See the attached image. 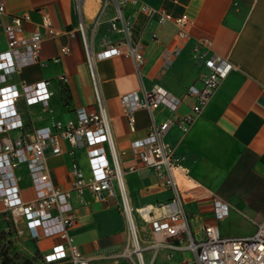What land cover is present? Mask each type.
<instances>
[{"label": "crops", "instance_id": "obj_1", "mask_svg": "<svg viewBox=\"0 0 264 264\" xmlns=\"http://www.w3.org/2000/svg\"><path fill=\"white\" fill-rule=\"evenodd\" d=\"M157 9H165L174 17L187 15L189 38L179 43L176 27L171 23L160 25L156 17H147L135 6H126L124 16L131 22L130 39L139 46L143 63L137 70L132 58L114 56L96 60L93 74L103 106L109 119L111 135L119 165L124 170V185L132 208L152 206L154 216L161 215L159 206L173 195L158 177L132 153L130 143L146 137L152 120L161 124L173 122L163 141L183 156L182 167L188 173V184L193 188L182 192L188 216L189 230L201 236L203 226L212 225L224 237L250 236L264 217V0H141ZM5 6L4 21L11 16L28 15L25 33L40 29L41 16H50L56 37L45 38L41 44L40 61L43 65L24 68L10 78L13 83L21 80L37 82L46 80L52 96L48 108L40 104L27 106L19 100L18 108L24 123L21 130L8 133L13 140L28 134L32 138L35 128L52 126L54 121L74 117V109L84 107L96 110L95 91L82 37L77 25H84L85 37L93 53L107 45L118 43L122 35L110 28L114 11L109 6L98 22L103 0H0ZM73 31L74 37L68 32ZM154 34V38L152 37ZM211 42L209 52L226 58L233 69L213 93L196 117L190 130L183 134L174 122L190 112L193 99L187 95L188 86H201L206 69L202 59L194 58L198 40ZM63 45L70 47L62 55ZM177 46L178 52H174ZM0 33V50L5 49ZM124 49V46L122 47ZM59 58L56 62L55 59ZM68 78L66 88L59 76ZM160 87L181 103L175 112L159 107L151 113L140 109L134 114V131L128 125L120 98L128 93ZM62 152L46 151V165L55 186L70 192V205L74 225L70 229L74 243L89 264H135L123 254L132 245L128 223L116 185L113 195L103 192L95 196L85 189L82 194L71 190L72 166L77 165L85 178L90 176V166L84 149H74L61 140ZM133 168V170H130ZM21 196L25 201L34 199L31 179L25 164L14 169ZM185 194V195H184ZM219 200L228 206V213L221 219L215 217L213 202ZM0 231L10 220L0 202ZM143 262L147 264H179L192 254L183 250L149 248L152 231L148 223L135 217ZM20 234L14 245L25 251L34 264H70L68 261L43 262V256L61 242L58 237H30L23 219L17 220ZM199 236V237H200ZM182 239L172 243L182 246ZM172 253L171 259L167 258ZM133 254L131 255V257ZM130 257V258H131ZM132 262V263H131ZM145 263V264H146ZM193 264V263H189Z\"/></svg>", "mask_w": 264, "mask_h": 264}, {"label": "built area", "instance_id": "obj_2", "mask_svg": "<svg viewBox=\"0 0 264 264\" xmlns=\"http://www.w3.org/2000/svg\"><path fill=\"white\" fill-rule=\"evenodd\" d=\"M109 6L114 11L110 28L122 35L118 43L107 45L101 51L93 53L87 43L83 23L79 22L76 29L82 37L86 61L93 80L96 110L88 112L84 107L75 108L73 118L64 122L54 121L52 126L35 128L32 138L26 134L11 140L8 133L24 127L18 108L19 100H23L27 106L40 104L43 108H48L52 92L46 80L32 83L21 80L19 83H13L10 78L24 68L43 65L40 61L41 44L45 38L56 37L58 33L46 13L41 16L40 29L25 33L24 23L29 20V16L14 15L8 21H4L5 6L0 2V33L6 45L5 49L0 50V202L3 211L11 220L10 226L16 235H19L17 220L21 218L32 239L54 237L61 239L60 243L54 245L51 251L43 256L45 263L68 261L70 264H89L70 235V229L74 225L69 202L70 192H64L53 184L46 165V151L51 149L52 154H60L62 152L60 141L63 140L74 149H84L90 166L88 178L84 177L77 165L72 166V191L80 195L88 189L95 196L103 198V192L112 196L113 185H116L133 245L131 250H125L124 257L130 258L135 254L138 263L143 264L142 249L134 245L137 232L134 229L135 217L138 216L151 227L150 249L154 251L158 248L179 249L192 254L191 260L184 258L179 264H264V217L250 236L224 237L212 225L203 226L200 237L190 232L182 191L176 180V175L180 172L188 179V173L182 167L184 157L177 154L172 145L163 141L168 128L173 124L170 120L161 124H156L152 120L148 135L132 141L130 149L164 186L172 190L173 195L169 201L159 206L161 210L159 216L153 215L150 205L139 208L130 206L124 185V170L119 165L109 119L96 86L93 64L96 60L126 56L134 60L137 70L142 65L143 56L140 48L130 39L131 22L123 13L126 6L137 7L149 18L156 17L160 25L171 22L176 27L179 43H184L189 38V19L187 15L174 17L165 9L154 8L141 0H103L96 22ZM67 35L72 38L74 32L70 31ZM152 37H155L154 34ZM210 47L209 40L200 38L194 48V58L203 60L206 73L201 86L191 85L186 89L187 95L193 99V104L189 113L174 122L183 134L190 130L202 108L233 69V65L226 58L209 52ZM69 52L68 45H63L60 49L62 55ZM174 52H178L177 46ZM58 60L59 58L55 59L56 62ZM59 80L66 88L68 78L60 75ZM120 102L127 116L129 128L134 131V114L138 110L145 109L151 113L159 107H164L175 112L181 100L156 86L143 91L141 96L137 92L125 94L120 98ZM20 164L26 165L31 179L34 192V199L31 201L22 198L18 178L14 175V169ZM213 208L217 219L228 213L227 204L219 200L213 202ZM185 235L186 241L182 246L172 243L173 239H182ZM172 256L171 252L167 254L168 259Z\"/></svg>", "mask_w": 264, "mask_h": 264}, {"label": "rangeland", "instance_id": "obj_3", "mask_svg": "<svg viewBox=\"0 0 264 264\" xmlns=\"http://www.w3.org/2000/svg\"><path fill=\"white\" fill-rule=\"evenodd\" d=\"M177 177H178V182H179V184L180 185H184V187L183 188H181L182 189V191L184 190V189H192L193 188V185H191V186H189V187H186L187 186V184L189 183L188 181L189 180H187L186 178H184L183 176H180V175H178V173H177ZM182 195V194H181ZM185 195V194H184ZM182 199H183V196H182ZM183 203H184V200H183ZM185 205V204H184ZM122 216H123V218H124V220H125V214L124 213H122ZM0 217H5V216H1L0 215ZM11 220H5V222H6V229H4V230H1L0 231V264H3L2 263V261H6V262H8L9 264H16V262H20L21 260H23L24 258H28L27 256V254H26V252L25 251H22V250H17L16 248H17V246L16 245H14V241L16 242V239L18 238V236L16 235V233H15V230L10 226V222ZM136 225V224H135ZM137 231V230H136ZM137 235H138V232H137ZM200 235L198 234L197 235V237H199ZM138 237H139V235H138ZM132 240V239H131ZM140 241V240H139ZM140 244H141V242H140ZM9 247V248H8ZM8 248V249H7ZM12 248H15L16 249V254H15V256H13L12 257V261H13V263H12V261H8V260H6L5 258H4V255L6 254V252H7V250H12ZM133 248V245H130L129 246V249L131 250ZM151 256V254H149V253H146L145 254V257H146V261H147V263H148V259H149V257ZM127 260H131V259H133L134 260V263L135 264H139L138 263V259H137V256L135 255V254H133V256L131 257V258H126ZM132 263V262H131ZM146 263V262H145ZM146 263V264H147Z\"/></svg>", "mask_w": 264, "mask_h": 264}, {"label": "trees", "instance_id": "obj_4", "mask_svg": "<svg viewBox=\"0 0 264 264\" xmlns=\"http://www.w3.org/2000/svg\"><path fill=\"white\" fill-rule=\"evenodd\" d=\"M9 248V247H8ZM7 248V249H8ZM16 254V249L12 248V250H7L6 254L4 255V258L8 261H12V257L15 256ZM3 264H9L6 261H2ZM13 263V261H12ZM16 264H34L30 259L28 258H24L23 260H21L20 262H16Z\"/></svg>", "mask_w": 264, "mask_h": 264}, {"label": "bare ground", "instance_id": "obj_5", "mask_svg": "<svg viewBox=\"0 0 264 264\" xmlns=\"http://www.w3.org/2000/svg\"><path fill=\"white\" fill-rule=\"evenodd\" d=\"M181 171H182V170H181ZM182 172H183V171H182ZM178 175L183 176L181 172L178 173ZM176 176H177V175H176ZM183 177H184V176H183ZM176 180H177V183H178L179 189L182 191L181 188H183L184 185H180V184H179V182H178V177H176ZM187 180H188V179H187ZM182 192H183V191H182ZM134 229H136V228L134 227ZM134 245H135L136 247L141 248V247H140V242H139V237H138V235H137V232H136V236L134 237ZM142 262H143V258H142ZM143 264H145V263L143 262Z\"/></svg>", "mask_w": 264, "mask_h": 264}]
</instances>
